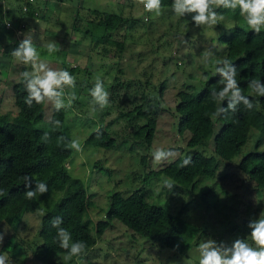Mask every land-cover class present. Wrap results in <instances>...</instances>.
Returning a JSON list of instances; mask_svg holds the SVG:
<instances>
[{
	"label": "rangeland",
	"instance_id": "rangeland-1",
	"mask_svg": "<svg viewBox=\"0 0 264 264\" xmlns=\"http://www.w3.org/2000/svg\"><path fill=\"white\" fill-rule=\"evenodd\" d=\"M22 2L0 0V113H16L12 84L20 72L28 69L16 64L11 51L23 35H31L41 59L69 71V67L75 69L71 73L77 80V99L64 110V130L68 137L79 140L83 151L70 150L61 163L69 180L77 179L86 188L90 222L103 219L107 209L117 208L125 195L141 187L147 201L195 225L200 236L187 252L174 254L114 219L101 235L94 234L96 242L86 255L68 259L67 253H55L38 258L34 250L41 241L38 233L43 211L39 210L26 213L15 232L7 223H1V232L6 234L0 253L8 256L9 264H198V245L207 238L228 244L238 237L251 242L247 225L264 211V188L258 191L238 169L237 161L247 150L264 148V138L254 129L235 158H218L214 175L197 179L190 189L165 176H151L143 183L146 173L179 155L191 156L194 151L213 155L208 146L187 147L188 133L177 131L176 92L199 90L213 75L215 59L225 53L218 35L234 22L225 16L215 27H197L189 15L176 16L171 5L164 6L163 14L156 16L145 12L138 0H33L25 11L21 10ZM87 7L114 12L122 21L113 33L106 34L101 25L90 22L95 23L96 17L87 14ZM29 8H33L31 12ZM75 12L80 16L77 21ZM86 30L103 35L104 40L93 43ZM53 40L61 45V51L49 55L43 46ZM206 49L214 53L213 62L207 66L201 59ZM97 79L104 82L110 103L103 110L93 111L89 89ZM136 106L155 118L149 146L137 135L145 120L134 111ZM52 108L51 104H43L45 119ZM218 125H214V132ZM97 127L112 139L109 148L84 143ZM157 148L173 150L177 156L157 164L152 158ZM165 180L174 184L171 190L164 187ZM201 192L206 193L205 198ZM57 196L58 191L50 196V203Z\"/></svg>",
	"mask_w": 264,
	"mask_h": 264
},
{
	"label": "trees",
	"instance_id": "trees-1",
	"mask_svg": "<svg viewBox=\"0 0 264 264\" xmlns=\"http://www.w3.org/2000/svg\"><path fill=\"white\" fill-rule=\"evenodd\" d=\"M162 3L168 6L172 0H162ZM33 8H29L30 12ZM218 11L234 22L218 35V41L225 48L222 58H228L235 64L242 91L258 107L249 111L239 105L235 113L216 117L214 113L217 107H227V101L218 103L211 98V92L222 87L214 65L213 75L204 81L199 90L180 89L176 92L177 102L174 106L177 131L188 133L186 146H208L213 155L194 151L191 154L192 162L186 167H181V164L187 156L179 155L163 167L146 173L143 183L151 176H165L178 186L190 189L197 179L214 175L218 158L227 161L235 158L251 129L264 138V97L255 96L248 87L252 79L264 82V30L255 34L239 15V10L234 13L221 8ZM87 14L96 17L95 23L90 22L101 25L106 34L113 33L122 21L119 14L90 7H87ZM73 15L76 21L80 17L77 12ZM188 15L191 18V14ZM86 32L93 43L98 44L104 40L103 35H93L88 30ZM69 68L70 72L75 70ZM161 93L162 86L159 89L160 96ZM12 96L16 113L12 116L7 112L0 113V189L4 190V195L0 196V232L2 222L7 223L15 232L26 213L40 210L43 211L38 233L41 241L34 250L38 258L67 253L59 247L56 229L52 227V220L57 216L63 220L61 226L71 232L73 241L86 242V251L95 244V235H101L114 219L139 236L171 249L174 254H183L196 244L200 236L198 227L171 213L166 207L147 201L141 187L125 195L117 208L107 209L103 219L92 224L86 215V188L77 179L70 181L61 163L70 154L68 148L57 144L58 136L68 137L64 130V110L57 112L52 108L50 117L45 119L43 105L34 103L30 108L24 103L26 90L19 79L12 84ZM134 111L145 120L137 135L149 146L155 129V118L140 109V106L134 107ZM51 120H60L61 127L52 131ZM216 123L219 125L214 132ZM97 128L100 129L99 135L96 133ZM97 128L85 137L84 143L109 148L112 139L102 127ZM46 131L50 133L47 142L42 140ZM144 158L141 157L142 163ZM98 164L99 160L94 162L95 166ZM237 167L247 175L258 191L264 188V148L247 150L238 156ZM24 176L32 177L33 186L37 181L45 182L47 193L28 200L24 195L27 190L22 179ZM56 191L58 196L50 203V196ZM200 194L205 198L206 193Z\"/></svg>",
	"mask_w": 264,
	"mask_h": 264
},
{
	"label": "clouds",
	"instance_id": "clouds-1",
	"mask_svg": "<svg viewBox=\"0 0 264 264\" xmlns=\"http://www.w3.org/2000/svg\"><path fill=\"white\" fill-rule=\"evenodd\" d=\"M147 13L156 16L163 14L164 5L162 0H138ZM226 9L232 12L239 10V15L244 18L247 26L255 33L260 34L264 30V0H172L171 10L178 17L191 14L195 26L215 27L225 20L223 13L218 9ZM22 10V9H21ZM25 11V10H23ZM10 26V25H9ZM49 55L58 54L61 45L56 41H49L43 46ZM17 65L28 70L19 73V81L25 86L26 96L24 103L28 107L36 105L51 104L55 111L68 110L77 99L74 89L76 88V77L67 69L54 66L47 60L41 59V51L38 49L31 35H23L18 46L11 51ZM214 53L206 49L201 54L202 62L207 66L213 62ZM215 72L220 76L219 90L211 92V98L220 103L227 101V107H217L214 115L227 116L228 113H235L239 105H243L251 111L258 105L254 104L249 96L242 91L237 79L238 72L234 63L228 58L215 59ZM248 87L258 97H264V82L260 79H252ZM89 95L93 105V111L103 110L109 106V92L101 79H97L93 87L89 89ZM60 120H51L52 131L61 127ZM100 134V129H96ZM50 133L45 132L42 140L47 142ZM57 144L63 145L69 150L77 153L83 151L79 140L64 135L57 137ZM177 153L170 149L157 148L152 152L153 161L157 164L174 158ZM192 162L191 156L183 159L181 167H186ZM24 193L28 200L38 198L39 195L47 193L48 186L43 181H37L33 186V179L24 176ZM173 183L165 180L164 187L171 190ZM4 190L0 189V196ZM63 220L57 216L52 220V227L56 229V240L59 247L66 250L67 258L81 257L86 255L87 244L85 241H73L71 232L61 225ZM250 239L236 238L230 244L215 239L207 238L198 245V264H264V211L258 218L248 223ZM6 231L0 232V245L3 244ZM0 264H9L6 254L0 253Z\"/></svg>",
	"mask_w": 264,
	"mask_h": 264
},
{
	"label": "built area",
	"instance_id": "built-area-1",
	"mask_svg": "<svg viewBox=\"0 0 264 264\" xmlns=\"http://www.w3.org/2000/svg\"><path fill=\"white\" fill-rule=\"evenodd\" d=\"M22 5H21V9L22 10H27V5L29 2H32L33 0H22Z\"/></svg>",
	"mask_w": 264,
	"mask_h": 264
},
{
	"label": "crops",
	"instance_id": "crops-1",
	"mask_svg": "<svg viewBox=\"0 0 264 264\" xmlns=\"http://www.w3.org/2000/svg\"><path fill=\"white\" fill-rule=\"evenodd\" d=\"M110 12V11H109Z\"/></svg>",
	"mask_w": 264,
	"mask_h": 264
}]
</instances>
